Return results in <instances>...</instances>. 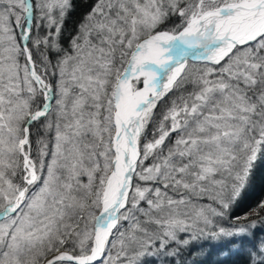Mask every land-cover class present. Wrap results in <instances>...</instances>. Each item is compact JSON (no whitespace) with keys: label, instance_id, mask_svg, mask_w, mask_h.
<instances>
[{"label":"snow or ice","instance_id":"obj_1","mask_svg":"<svg viewBox=\"0 0 264 264\" xmlns=\"http://www.w3.org/2000/svg\"><path fill=\"white\" fill-rule=\"evenodd\" d=\"M73 9L0 0V264H141L205 234L218 264H264V199L221 223L264 162V0H95L65 47Z\"/></svg>","mask_w":264,"mask_h":264},{"label":"trees","instance_id":"obj_2","mask_svg":"<svg viewBox=\"0 0 264 264\" xmlns=\"http://www.w3.org/2000/svg\"><path fill=\"white\" fill-rule=\"evenodd\" d=\"M74 4V9L69 11L68 15L64 20L63 27L61 29V43L67 47L69 40L76 31L77 25L80 23L83 14L90 8V6L95 2V0H72ZM191 66H202L201 62L192 61L189 62ZM39 71V68L37 69ZM50 80H54L55 77H49ZM172 93H168L164 97L163 101L157 104L155 110L161 111V105L164 101L171 96ZM43 135V130L38 129L33 136V146L32 152L34 159L39 163V157L37 156L38 145L35 143L36 139ZM49 141L51 137L47 138ZM49 149H51V143H49ZM49 158L45 157L44 164H48ZM86 179V178H85ZM264 199V162L259 159L255 162L245 189L241 194V199L236 205L230 210L229 217L223 220L221 223L223 226H232L238 224H244L246 221L244 219H233L232 217H243L245 213L256 205V203ZM194 202L197 201L196 197H193ZM255 218V214L249 215L248 219ZM255 240L264 238V225L257 224V227L252 230ZM224 239H216L207 234L203 236H198V238L193 239L186 247H182L176 256H144L142 258L141 264H218L219 261L227 259L226 255H223L219 251V247L224 243ZM171 247V246H170ZM244 257L233 256L232 264H243Z\"/></svg>","mask_w":264,"mask_h":264},{"label":"rangeland","instance_id":"obj_3","mask_svg":"<svg viewBox=\"0 0 264 264\" xmlns=\"http://www.w3.org/2000/svg\"><path fill=\"white\" fill-rule=\"evenodd\" d=\"M177 20H178V17H175V16L170 17V19H169L168 21H165V23L162 24V25H160V27H161V28H166V27H168L171 23H173V22H175V21H177ZM22 22H23V21H22ZM33 27H35V21H34ZM21 62L23 63V58H21ZM190 62H191V61H190ZM188 67L191 68V69H193L194 71H198V70L201 68V66H199V65L191 66V65H189V64H188ZM189 87H191V86L189 85ZM163 100H164V99H163ZM163 100H161V101H163ZM159 112H160V110H159V111L154 110V113H159ZM157 119H158L157 115L154 114V115H153V121H157ZM152 130H153V124H152V123H149L148 126H147V129H146L145 135H148L149 138H151ZM173 135H175V134H173ZM32 154H33V152H32ZM33 158H34V155H33ZM146 163H148V162H146ZM46 165H47V164H46ZM134 183H135V180H134ZM140 183H141V184H144L145 182L141 181ZM149 183H150V182H149ZM196 198H197V201H196V202H197V203H200V204H204V203H208V202H209V201L207 200V197H206V196H201V197H196ZM180 235H181V237L183 238L184 236H186V235H188V234H187V233H181ZM110 239H111V238H110ZM113 252H115V249H113ZM97 264H99V262H98Z\"/></svg>","mask_w":264,"mask_h":264},{"label":"water","instance_id":"obj_4","mask_svg":"<svg viewBox=\"0 0 264 264\" xmlns=\"http://www.w3.org/2000/svg\"><path fill=\"white\" fill-rule=\"evenodd\" d=\"M191 61V60H190ZM99 261H97V263H98Z\"/></svg>","mask_w":264,"mask_h":264}]
</instances>
